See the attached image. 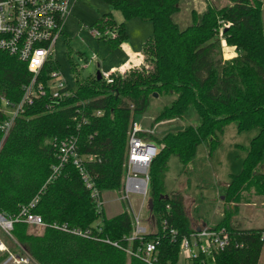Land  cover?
I'll return each instance as SVG.
<instances>
[{
    "label": "trees",
    "instance_id": "trees-1",
    "mask_svg": "<svg viewBox=\"0 0 264 264\" xmlns=\"http://www.w3.org/2000/svg\"><path fill=\"white\" fill-rule=\"evenodd\" d=\"M103 1L120 10L125 20L138 17L152 22L153 35L142 48L150 66L112 73V82L97 76L83 79L76 73L72 95L53 98L47 93L24 108L5 139L0 129V212L15 216L39 195L33 212L47 224L34 234L28 232L26 222L15 223L12 234L23 244V252L37 264H152L128 250L158 240L153 264H179L181 240L195 229L184 194L167 191L169 160L176 156L187 167L203 143L211 154L220 146L224 128L234 121L241 131L258 132L245 147L242 171L233 174L223 189L225 208L215 227H226L231 243L213 255L200 254L190 261L264 264V227H243L228 206L250 186L264 196V2L231 0L222 6L211 2L200 19L194 13L193 23L181 28L174 19L179 0ZM95 26L115 28L116 37L106 39L112 46L127 37L125 22L118 23L111 14L98 19ZM222 39L236 47L237 57L224 59ZM53 69L52 61L45 66L41 77L45 84L46 74ZM31 78L26 63L0 51V106L2 98L19 103ZM152 93L175 94L172 103L156 114L155 124L181 118L191 106L199 121L161 137L151 135L152 140L145 132L140 134L158 148L148 171L155 230L129 240L134 224L127 206L107 217L78 165L70 160L56 175L54 166L60 162L61 144L73 140L93 187L100 194L122 190L129 131L135 117L147 111ZM8 117L0 108V124ZM101 217L102 223L96 225ZM55 223L89 230L91 235L79 236L54 227ZM237 243L244 246L236 247ZM8 257V252L0 253V260Z\"/></svg>",
    "mask_w": 264,
    "mask_h": 264
},
{
    "label": "rangeland",
    "instance_id": "rangeland-1",
    "mask_svg": "<svg viewBox=\"0 0 264 264\" xmlns=\"http://www.w3.org/2000/svg\"><path fill=\"white\" fill-rule=\"evenodd\" d=\"M230 1L208 0L209 3L212 2V4L219 6L226 5ZM262 1L264 2V0ZM105 14H111L118 23L125 22L127 37L116 46H112L106 38H98L93 34V30L96 28L95 22ZM180 15L187 18L191 16L188 8L185 11L182 10ZM177 21L182 28H186L185 20L183 21L182 17H178ZM224 26L228 27L229 23H224ZM64 28L65 34L57 41L52 63L56 69L65 75L72 87L76 85L74 81L76 73L81 78L88 79L95 77L98 70L124 73L132 67L150 66L144 58L136 56L131 67L123 70L124 65L130 60V54L140 53L144 42L153 35L152 22L141 20L138 17L125 20L120 10L103 0H77ZM100 29L105 31L103 28ZM222 30L223 27L219 30L221 38ZM136 61L142 62L138 64ZM174 98L175 94L171 93H157V96L152 93L150 95L147 111L135 117V122L147 134L146 138L152 140L151 135L161 137L168 132H175L184 129L187 125L198 123L199 117L193 106L181 118L154 123L156 114L165 106L170 105ZM257 132V129L241 131L238 129L237 123L232 121L220 134V146L211 154L208 144L203 143L198 146L193 161L187 167H184L176 156L170 158L165 185L168 192H182L184 194V203L191 224L194 219H196V226L200 225L199 220L205 221L210 227L220 222L225 208L224 186L230 182L233 174L242 171L246 157L245 147L250 144ZM259 192L255 186H250L241 193L240 198L234 204L228 205L234 212L233 219L239 221L246 228L264 226V196H261ZM103 194L107 217L123 210L124 206L129 208L131 203L134 210L140 213L142 225L146 226L149 232L155 230L148 208L149 195L144 199L140 194L130 193L129 203L122 198L124 191H111ZM102 220V217L99 218L95 224H101ZM42 230V227H28L29 233L38 234ZM3 240L14 255L25 250L23 244L14 235L3 237ZM0 264L17 263L14 260L8 261L7 258L0 260ZM23 264L37 263L31 258L30 262H23ZM179 264H191V261L181 258ZM207 264L215 263L208 261Z\"/></svg>",
    "mask_w": 264,
    "mask_h": 264
},
{
    "label": "built area",
    "instance_id": "built-area-1",
    "mask_svg": "<svg viewBox=\"0 0 264 264\" xmlns=\"http://www.w3.org/2000/svg\"><path fill=\"white\" fill-rule=\"evenodd\" d=\"M77 0H0V51L6 52L26 63L32 74L30 82L24 87L22 99L17 104L2 98L0 108L8 114V119L0 124L4 139L8 136L15 118L32 104L37 98L50 94L53 98H63L73 94L70 90L71 84L65 75L58 69L49 71L46 76L47 84L41 78L44 68L52 61L56 52L57 41L65 34V23L72 14ZM101 30L96 27L93 30L94 36L98 38L116 37L115 29ZM115 71L102 72V78L112 82V73ZM101 112L99 111L98 114ZM144 132L142 127L134 122L129 131V150L126 164L125 184L120 192L124 191L123 199L130 203L129 194L137 193L145 199L149 189V166L156 155L158 148L152 150L147 146L151 142L140 134ZM2 142H0L1 147ZM72 160L78 167L85 179L88 188L92 189V196L95 198L99 209L104 207L103 194L93 187L83 166V160L79 156L76 143L73 140L63 142L60 146V162L54 166V175L58 174L62 166ZM147 171L143 172V168ZM53 175V176H54ZM37 195L28 204L22 205L15 216L7 217L0 212V253L8 252V261L14 260L17 264L30 262V256L23 252L14 255L3 237H12L14 225L17 222H26L33 227H45L41 215L34 213L33 208L39 202ZM129 210L133 217L134 229L129 240L142 239L143 234L149 232L148 228L141 223L140 213H137L132 204ZM54 227L84 237H90L89 230L70 229L66 224H53ZM174 232V231H173ZM264 240V232L262 234ZM231 243V234L226 227L217 228L204 226L196 229L190 236L181 240L180 259L191 260L200 254L207 256L224 249ZM118 245V243H115ZM158 240L147 241L136 251L128 250L149 263L157 262ZM244 243H237L236 247H243Z\"/></svg>",
    "mask_w": 264,
    "mask_h": 264
},
{
    "label": "crops",
    "instance_id": "crops-1",
    "mask_svg": "<svg viewBox=\"0 0 264 264\" xmlns=\"http://www.w3.org/2000/svg\"><path fill=\"white\" fill-rule=\"evenodd\" d=\"M208 3H209L208 0H179V2L177 3L178 11L174 14L175 21L181 27V24L177 21V18L178 17H182L183 21L185 20L186 27L190 26L193 23V21H194V18H193L194 13H196V15L198 16V18L200 19L202 17V15L205 12H207V10H208ZM187 8L189 9L190 14H191V16H189L188 18L185 17V16L183 17V16L180 15L181 12H182V10L185 11ZM222 46H223V50H224V59L230 60V59H233V58H235V57L238 56L239 53L236 50V47L235 46L228 45L225 39H222ZM136 56L137 57L138 56H141L143 58L142 51L140 53H138V54L131 53L130 54V60H128L127 63L124 65V69L123 70H125L128 67H131V63L135 62V61H133V59ZM140 62H142V61H136V63H138V64ZM189 219H190V217H189ZM195 222H196V219H194L193 222H192V224H191L194 229H198L200 227H204V226L207 225L206 222L203 221V220L202 221L199 220V224L200 225H197V226L195 225ZM262 227H264V226H262ZM250 228H252V227H250Z\"/></svg>",
    "mask_w": 264,
    "mask_h": 264
},
{
    "label": "water",
    "instance_id": "water-1",
    "mask_svg": "<svg viewBox=\"0 0 264 264\" xmlns=\"http://www.w3.org/2000/svg\"><path fill=\"white\" fill-rule=\"evenodd\" d=\"M98 67H100V65H98ZM96 76H97L98 79H102V72L100 70H98L96 72ZM155 95L157 96V93H155ZM147 146L151 147L152 150H155L157 148V146H156V144L154 142L147 143ZM146 171H147V169L144 167L143 168V172H146ZM148 208H149L150 211H152V209H153V200L152 199L148 200Z\"/></svg>",
    "mask_w": 264,
    "mask_h": 264
}]
</instances>
